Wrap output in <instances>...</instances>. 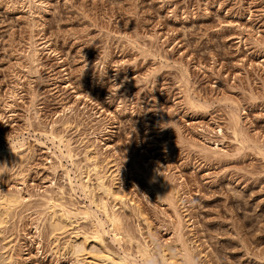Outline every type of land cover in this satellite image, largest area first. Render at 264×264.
I'll return each instance as SVG.
<instances>
[{"label":"rangeland","instance_id":"374dc122","mask_svg":"<svg viewBox=\"0 0 264 264\" xmlns=\"http://www.w3.org/2000/svg\"><path fill=\"white\" fill-rule=\"evenodd\" d=\"M10 194L0 264H264V0H0Z\"/></svg>","mask_w":264,"mask_h":264},{"label":"bare ground","instance_id":"6f19581e","mask_svg":"<svg viewBox=\"0 0 264 264\" xmlns=\"http://www.w3.org/2000/svg\"><path fill=\"white\" fill-rule=\"evenodd\" d=\"M100 174V173H99ZM98 184H99V186H100V188L101 189H103L104 190V192H106V194H110L111 196H113L114 198H119L120 196H118V195H116V192H113V189H112V187H109V186H107L106 184H105V182H104V176H99V179H98ZM84 184V183H83ZM97 184V185H98ZM98 186V187H99ZM83 188V187H82ZM87 188V187H86ZM99 188V189H100ZM84 190V189H83ZM103 190H102V192H103ZM109 195V196H110ZM107 197V196H106ZM91 198H92V196H91ZM94 199V198H93ZM120 199V198H119ZM92 200V199H91ZM94 201H96V200H94ZM19 201H18V197H16V196H14L13 194L11 195L10 194V196H8L7 195V197L6 198H4V199H2L1 201H0V218H2L4 215H7L8 213H9V211L11 210V208L16 204V203H18ZM56 203V202H55ZM96 203H98V202H96ZM53 204V203H52ZM59 204V203H58ZM99 207H100V209H101V211L103 212V214L105 215V217H106V220L111 224V230H113L114 232L113 233H115V237H119V235L121 236L125 231L123 230V226H122V222L120 221V218L118 217V213H116L115 211H114V209L113 210H109V208H108V206L109 205H107V202H106V200H103V198L100 200V202L97 204ZM63 207V206H62ZM61 207V208H62ZM66 209V208H65ZM67 214V215H66ZM66 214H62L63 215V217H65V218H69L68 216V214L69 213H66ZM73 216V215H72ZM63 217H55V218H53V221H51L52 222V226H53V229L54 230H57V231H61V230H63L65 227H66V223H65V221H64V219H63ZM95 218V217H94ZM98 218V217H97ZM70 221V220H69ZM102 223H103V221H102ZM51 226V225H50ZM110 230V231H111ZM101 232V231H100ZM151 233V232H150ZM126 235H128V233L127 234H125V236ZM130 235V234H129ZM124 236V235H123ZM124 236V237H125ZM151 237L153 238L154 237V235H153V233L151 234ZM87 238V237H86ZM85 238V240H83V241H80V242H75L74 244H72V249H73V251H74V253H76L77 255L78 254H80V255H82V254H84V252L87 250V246H86V241H88L87 239ZM122 238V237H121ZM99 239H100V241H101V239H102V237L100 236V235H97V236H95V241L97 240V241H99ZM118 239V238H117ZM126 239V238H125ZM116 240V239H115ZM121 240V239H120ZM100 241H99V243H100ZM121 241H123V240H121ZM103 241H101V245L99 246V251L97 250L96 252H95V255H96V257H97V261H93L94 263H92V264H104V262H107V261H113V262H115V264H128V262H127V258L125 259V257H118V258H115L114 256V254H116V253H112L111 251H109L106 247H104L103 245V243H102ZM71 243V242H70ZM139 243V242H138ZM141 243V242H140ZM138 244V253L140 254V256H142L145 260H146V262L147 263H154V261H156V260H154V257H153V255H152V251L150 250V248H149V246L146 244V245H141V244ZM98 244V243H97ZM95 248V247H94ZM93 248V249H94ZM187 248V247H186ZM95 249H98L97 247L95 248ZM94 249V250H95ZM72 252V251H71ZM132 252V251H131ZM179 252H180V250H179ZM176 254V253H175ZM134 255V254H133ZM177 255V254H176ZM171 256V255H170ZM10 258V257H9ZM182 258L184 259V261H185V263H184V261L181 263V264H193V261H192V259H191V257H190V255L186 252V251H184V253H182ZM85 259V258H84ZM81 260V259H80ZM80 260H79V262H80ZM165 262H167L168 264H173L172 263V261H170V260H172V259H166L165 257H164V259H163ZM176 260V259H175ZM129 261V260H128ZM132 261V260H131ZM130 262V261H129ZM83 263V262H82ZM133 263V262H132ZM9 264V263H8ZM85 264V263H84ZM134 264H136V263H134ZM145 264V263H144ZM158 264V263H157ZM165 264V263H164ZM195 264V263H194Z\"/></svg>","mask_w":264,"mask_h":264}]
</instances>
